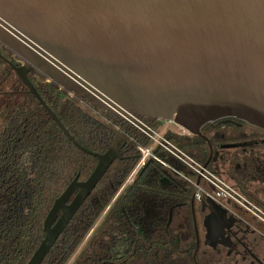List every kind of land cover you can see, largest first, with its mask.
<instances>
[{"label":"water","instance_id":"1","mask_svg":"<svg viewBox=\"0 0 264 264\" xmlns=\"http://www.w3.org/2000/svg\"><path fill=\"white\" fill-rule=\"evenodd\" d=\"M0 48L19 65L0 60L64 136L97 161L54 200L26 264H41L120 158L115 144L104 153L80 146L29 76L97 119L108 113L150 135L140 119L192 134L223 118L264 129V0H0Z\"/></svg>","mask_w":264,"mask_h":264},{"label":"flooded vegetation","instance_id":"2","mask_svg":"<svg viewBox=\"0 0 264 264\" xmlns=\"http://www.w3.org/2000/svg\"><path fill=\"white\" fill-rule=\"evenodd\" d=\"M97 120L133 175L66 264H264V129L223 118L197 134L168 122L176 130L161 134L159 120L140 119L150 135L108 113ZM212 180L230 197L197 192L215 191Z\"/></svg>","mask_w":264,"mask_h":264},{"label":"trees","instance_id":"3","mask_svg":"<svg viewBox=\"0 0 264 264\" xmlns=\"http://www.w3.org/2000/svg\"><path fill=\"white\" fill-rule=\"evenodd\" d=\"M32 84L80 146L96 153L109 148L107 125L48 84ZM95 166L96 159L72 145L0 60V264L28 262L44 239L43 221L54 200L75 177L86 180ZM131 168L129 159L111 164L41 264L68 262Z\"/></svg>","mask_w":264,"mask_h":264},{"label":"built area","instance_id":"4","mask_svg":"<svg viewBox=\"0 0 264 264\" xmlns=\"http://www.w3.org/2000/svg\"><path fill=\"white\" fill-rule=\"evenodd\" d=\"M165 149H167V148L165 147ZM132 175H133V174H130V176L128 177V181L131 180ZM209 182L215 187V191H213V192H208V191H206V190H203V189H201V188H198L197 192H198V193H202V194H206V195L210 194L209 196H210L211 198H213V199H215L216 197H218L220 194H225V196L230 197L229 194H231V193L227 190V187H226L225 185H223V184L216 185V184H215V181H213V180H212V181H209Z\"/></svg>","mask_w":264,"mask_h":264},{"label":"rangeland","instance_id":"5","mask_svg":"<svg viewBox=\"0 0 264 264\" xmlns=\"http://www.w3.org/2000/svg\"><path fill=\"white\" fill-rule=\"evenodd\" d=\"M168 129H175L176 130V127L174 125L169 124L168 122H161V121H159L156 125V131L158 133L163 134ZM153 147L155 148V144H153Z\"/></svg>","mask_w":264,"mask_h":264}]
</instances>
